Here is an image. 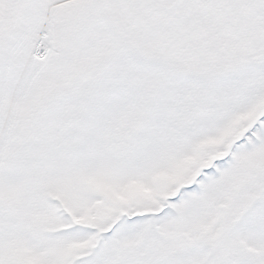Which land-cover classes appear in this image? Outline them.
Here are the masks:
<instances>
[{
    "label": "snow or ice",
    "instance_id": "1",
    "mask_svg": "<svg viewBox=\"0 0 264 264\" xmlns=\"http://www.w3.org/2000/svg\"><path fill=\"white\" fill-rule=\"evenodd\" d=\"M0 264H264V0H0Z\"/></svg>",
    "mask_w": 264,
    "mask_h": 264
}]
</instances>
